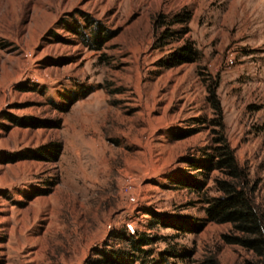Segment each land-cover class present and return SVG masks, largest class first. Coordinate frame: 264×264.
I'll return each instance as SVG.
<instances>
[{
    "label": "rangeland",
    "instance_id": "374dc122",
    "mask_svg": "<svg viewBox=\"0 0 264 264\" xmlns=\"http://www.w3.org/2000/svg\"><path fill=\"white\" fill-rule=\"evenodd\" d=\"M184 10L188 32L157 47ZM86 15L101 49L71 31ZM186 43L201 58L163 67ZM221 121L264 210V0H0V264H264L204 220L224 174L191 161Z\"/></svg>",
    "mask_w": 264,
    "mask_h": 264
},
{
    "label": "trees",
    "instance_id": "16d2710c",
    "mask_svg": "<svg viewBox=\"0 0 264 264\" xmlns=\"http://www.w3.org/2000/svg\"><path fill=\"white\" fill-rule=\"evenodd\" d=\"M190 20L191 11L189 10L176 13L171 17L161 15L157 27L161 28L157 35V47L163 48L172 43L174 39L184 36L188 32ZM85 21L87 24H78L71 31L80 34L83 41L92 45L93 48L101 49L105 39L110 37V31L99 20L88 15L85 16ZM87 30H90V33ZM200 58L201 53L198 48L193 43H186L175 48L166 59L162 60V66L170 68L195 62ZM215 84L213 88H210L214 95L217 85ZM217 108L221 112L220 103L217 104ZM220 125L222 129L219 132L218 144L214 147V153L208 154L202 159H192L191 161L194 169L198 172L219 170L224 174L223 178H216L217 190L221 194L217 196L208 195L204 198L206 204V217L204 220L230 223L233 234H224V240L230 244L241 245L254 251L257 256L262 257L264 256V210L256 201L257 184L252 182L250 173L238 161L235 150L224 132V122L221 121ZM185 185L193 187L196 191L203 188L199 180L194 181L192 184L187 181ZM136 237L130 235L133 249L147 252L142 247L149 245L153 239L144 235L138 239ZM126 256L123 254V258H126ZM202 264L222 263L217 255H211L206 257Z\"/></svg>",
    "mask_w": 264,
    "mask_h": 264
},
{
    "label": "built area",
    "instance_id": "2783aa9c",
    "mask_svg": "<svg viewBox=\"0 0 264 264\" xmlns=\"http://www.w3.org/2000/svg\"><path fill=\"white\" fill-rule=\"evenodd\" d=\"M234 61H233V59H230V63L232 64Z\"/></svg>",
    "mask_w": 264,
    "mask_h": 264
}]
</instances>
